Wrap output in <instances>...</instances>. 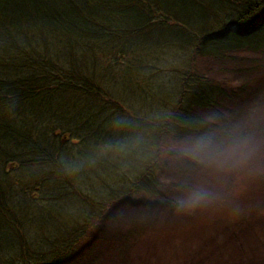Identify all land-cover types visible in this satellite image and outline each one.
<instances>
[{
    "label": "trees",
    "instance_id": "obj_1",
    "mask_svg": "<svg viewBox=\"0 0 264 264\" xmlns=\"http://www.w3.org/2000/svg\"><path fill=\"white\" fill-rule=\"evenodd\" d=\"M190 43L193 60L264 56V0H0V264L102 263L101 246L125 235L122 208L174 205L155 146L198 112L218 110L227 89L190 65L163 100L176 105L164 122L112 100L123 91L107 67L139 97L164 53ZM249 104L253 112L228 117L247 121L257 110ZM119 121L147 126L151 145L117 151L127 135ZM76 199L71 218L58 220Z\"/></svg>",
    "mask_w": 264,
    "mask_h": 264
},
{
    "label": "rangeland",
    "instance_id": "obj_2",
    "mask_svg": "<svg viewBox=\"0 0 264 264\" xmlns=\"http://www.w3.org/2000/svg\"><path fill=\"white\" fill-rule=\"evenodd\" d=\"M176 37L186 40L180 32ZM194 49V43H190L181 52L164 53L157 62L159 65L150 69V79L143 81L144 89L139 88L142 92L139 97L128 87L122 89L123 75L119 68L107 67L109 73H113L110 86L123 91L113 90L115 97L112 100L120 101L133 115L165 122L171 108L176 105L175 99L168 101L170 104H163V100L168 92L176 91L182 85L183 77L187 75L184 71H188L191 65L196 76L209 77L227 89L218 110L200 111V115L215 112L228 117L234 110L238 115L233 118L240 120L247 110H252L251 102L257 110L254 116H246L245 119L254 122L257 130L264 133V56L233 51L223 59L199 57L193 60ZM132 124L148 132L147 126ZM113 151H109V156ZM92 153L95 154L93 148ZM120 164H125V158L120 160ZM161 167L159 175L162 181L167 185L173 183L168 197L175 201L180 194V185L160 161ZM197 179L211 195L208 203L195 210L178 211L174 202V205L167 203L161 209H153V212L142 207L134 208V205L117 211L119 219L116 224L124 229L125 235L119 236L114 243L101 246L99 259L102 263L97 264H264V166L205 174ZM78 201H68L60 208L63 219L54 214L48 217L68 221L71 218L68 214L77 210L74 205ZM167 206L170 208H165ZM69 227L59 224L56 231H66ZM56 231L54 228L51 230L53 234H57ZM36 236L34 233V238ZM46 237L50 238L49 235Z\"/></svg>",
    "mask_w": 264,
    "mask_h": 264
},
{
    "label": "clouds",
    "instance_id": "obj_3",
    "mask_svg": "<svg viewBox=\"0 0 264 264\" xmlns=\"http://www.w3.org/2000/svg\"><path fill=\"white\" fill-rule=\"evenodd\" d=\"M118 127L127 135L117 151L126 153L151 145V133L131 122L119 121ZM181 127V132L169 130L155 146L161 163L180 185L175 199L178 211H192L209 202L211 194L199 183V176L264 166V133L254 122L210 112L183 122Z\"/></svg>",
    "mask_w": 264,
    "mask_h": 264
}]
</instances>
